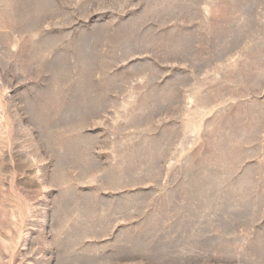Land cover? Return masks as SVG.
Listing matches in <instances>:
<instances>
[{
  "label": "rangeland",
  "instance_id": "374dc122",
  "mask_svg": "<svg viewBox=\"0 0 264 264\" xmlns=\"http://www.w3.org/2000/svg\"><path fill=\"white\" fill-rule=\"evenodd\" d=\"M0 264H264V0H0Z\"/></svg>",
  "mask_w": 264,
  "mask_h": 264
}]
</instances>
